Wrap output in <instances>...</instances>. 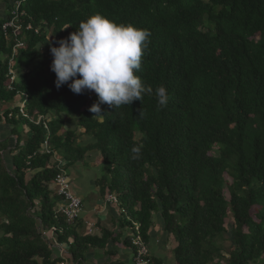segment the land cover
<instances>
[{
	"label": "trees",
	"instance_id": "16d2710c",
	"mask_svg": "<svg viewBox=\"0 0 264 264\" xmlns=\"http://www.w3.org/2000/svg\"><path fill=\"white\" fill-rule=\"evenodd\" d=\"M14 1L0 18V104H9L0 124L16 135L0 136V264L64 261L45 235L52 226L62 228L59 243L74 234L76 262L104 242L65 222L52 184L54 155L68 166L91 150L146 242L154 214L161 216L174 264H264V0H24L20 31L7 39L1 25ZM96 12L151 32L137 75L154 92L166 87L165 107L153 93L116 109L101 104L95 115L94 91L56 88L43 59L47 34L58 42ZM17 39L23 45L12 54ZM11 61L17 77L8 88ZM17 97L27 116L21 103L11 106ZM73 115L81 131L61 132ZM81 135L93 141L82 145ZM141 145L133 159L131 148Z\"/></svg>",
	"mask_w": 264,
	"mask_h": 264
},
{
	"label": "clouds",
	"instance_id": "9594fccd",
	"mask_svg": "<svg viewBox=\"0 0 264 264\" xmlns=\"http://www.w3.org/2000/svg\"><path fill=\"white\" fill-rule=\"evenodd\" d=\"M15 1L9 19L14 17L12 11L16 9ZM27 25L32 28L31 24H25V30L31 29H27ZM150 36L148 29L135 24L118 23L100 12L90 15L79 23L76 31L50 45L53 57L50 68L55 73L56 88L67 84L76 94L85 90L94 91L98 100L89 110L95 115L102 113L101 104L116 109L129 106L135 100L143 101L144 95L153 93L158 106L165 107L169 99L166 87L160 85L154 92L137 75L142 57L149 47ZM141 148L142 145L131 148L133 159L139 157Z\"/></svg>",
	"mask_w": 264,
	"mask_h": 264
},
{
	"label": "crops",
	"instance_id": "0c3cea01",
	"mask_svg": "<svg viewBox=\"0 0 264 264\" xmlns=\"http://www.w3.org/2000/svg\"><path fill=\"white\" fill-rule=\"evenodd\" d=\"M7 13L3 10L1 18H4ZM9 38L7 37V39ZM14 105L16 102L11 106ZM6 108L7 106L0 104V112ZM68 128L81 131L75 115L67 117L61 132ZM27 131L28 128L25 127L23 134L25 135ZM10 132L11 126L5 123L0 124V136L5 138L10 135L8 137L10 142H14L16 135H12ZM92 141L93 138L88 135H81L78 139L82 145ZM60 159H62V165L64 164L69 176L72 191L82 200V210L72 226L76 227L75 230L79 235H91L100 240L104 239L100 245L86 247L82 252L81 261L76 262L71 259L69 251L74 239V234H71L68 242H62L66 264H134V252L130 243L132 228L121 211L120 202L118 204L109 203L106 200V196L113 192L109 191L106 188V183L102 181V177L105 176L102 158L98 157L95 150H91L87 152L85 158L68 166H66V161L63 158ZM53 160L56 163L55 157ZM88 223L93 224L91 231H89ZM49 239L51 240V237ZM147 244L150 256L157 259L160 264H174L173 247L175 241L172 235L165 232L163 220L158 213L153 216V225L149 231ZM56 247V253L59 254L60 250Z\"/></svg>",
	"mask_w": 264,
	"mask_h": 264
},
{
	"label": "built area",
	"instance_id": "2783aa9c",
	"mask_svg": "<svg viewBox=\"0 0 264 264\" xmlns=\"http://www.w3.org/2000/svg\"><path fill=\"white\" fill-rule=\"evenodd\" d=\"M23 0H16L15 1V7L16 9L12 11V16H14L12 19L6 20L2 23L1 29L5 36L10 37L9 30H12V34L16 36L19 33L20 30V24H18L17 20V8L21 4ZM27 29L31 28L30 25H27ZM23 43L19 40L15 43L13 47V54L16 52V49L20 46H22ZM9 84L8 88H11V83L16 80L17 73L12 67V62H10L9 67ZM24 103V102H23ZM20 104V113L24 116H27L24 110V104ZM34 121V120H33ZM43 151L49 152L50 148L47 144V141L44 142L43 145ZM56 159V167L58 169V172L56 173L53 181V188L56 191L57 195L61 197V201L58 204L57 211L58 213H61L64 216V220L67 224H73L77 218L80 215V212L82 210V200L81 198L76 195L71 188V182L69 179V176L66 172V169L64 167V164L62 165V162L60 159V156L54 155ZM106 200L109 203H119V199L117 195L114 193H109L106 196ZM121 211L124 213V208L121 209ZM89 231H91L93 224L88 223ZM132 234L130 238L131 247L133 249L134 255H133V262L134 264H150L151 263V256L150 251L147 242L143 239V236L140 233L139 230V223L133 222L132 224ZM62 232L61 227L52 226L50 228V236L52 242L58 247L60 250L59 255L62 258H65V251L62 250L63 246L62 243L57 242L56 240V233ZM46 235V233H45ZM59 264H66V259Z\"/></svg>",
	"mask_w": 264,
	"mask_h": 264
},
{
	"label": "rangeland",
	"instance_id": "374dc122",
	"mask_svg": "<svg viewBox=\"0 0 264 264\" xmlns=\"http://www.w3.org/2000/svg\"><path fill=\"white\" fill-rule=\"evenodd\" d=\"M1 7H2V9H1ZM3 10H5L6 12L9 11V9H8V5H7V0H0V18H1V15H2V13H3ZM47 37H48V39H49V42H50L49 44H50V45H51V44H56V43H57V41H55V38H54V36H52L51 33H48V34H47ZM44 54H45V53H44ZM43 59H44V62H45L46 67H47V66L50 67V65H51V63H52V59H53L50 50H48V51H47V54H45V55L43 56ZM24 101H25L24 98L22 99L21 97H17V98L15 99V101L13 102V104L16 102V105H17V104L23 103ZM13 104H11V105H13ZM7 105H9V104H5L4 106H7ZM98 157L101 158L100 155H98ZM227 178H228V177H227ZM228 179H229V178H228ZM124 216H126L125 213H124ZM227 222H228V225H227L228 227H227V229H228V232H229V230H230V228H231L229 222H231V219H230V218L227 219ZM45 233H46L47 237H49L50 234H51V233H50V229H47ZM228 236H229V234L226 233V234H225L226 239H225V241H224V244H225V245H228V244H229V240L227 239Z\"/></svg>",
	"mask_w": 264,
	"mask_h": 264
}]
</instances>
